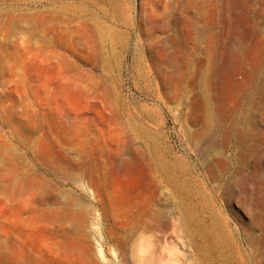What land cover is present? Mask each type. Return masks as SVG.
Returning a JSON list of instances; mask_svg holds the SVG:
<instances>
[{
	"label": "rangeland",
	"instance_id": "rangeland-1",
	"mask_svg": "<svg viewBox=\"0 0 264 264\" xmlns=\"http://www.w3.org/2000/svg\"><path fill=\"white\" fill-rule=\"evenodd\" d=\"M154 157L206 264H264V0H0V264H203L155 168L113 181Z\"/></svg>",
	"mask_w": 264,
	"mask_h": 264
},
{
	"label": "bare ground",
	"instance_id": "bare-ground-1",
	"mask_svg": "<svg viewBox=\"0 0 264 264\" xmlns=\"http://www.w3.org/2000/svg\"><path fill=\"white\" fill-rule=\"evenodd\" d=\"M206 32V28H201V30L198 32V34L200 36L204 35ZM217 54H214L213 56V63L212 66L210 68V79H209V86H212V84H214L216 87L218 86V82H217V77L214 76V74L216 73H221L222 72V68H223V63L221 58L218 59L216 58ZM212 76L214 78H212ZM204 101L206 105H209L210 103L212 104L215 103L214 98L209 97V96H205L204 97ZM207 126V123L205 124ZM211 127V126H210ZM235 130V126H230V133L232 134L233 131ZM145 157H143L144 159ZM147 158V157H146ZM153 160V162L151 161ZM151 162H147V169L148 172L145 168H143L142 166H139L138 169L135 171V175L136 178H133L129 183H123L121 181V176L122 175H126V174H130L133 170L131 169H126V171L123 174H114L115 176L113 177V181L117 186H124L125 188L128 189L129 193H132L135 190H139V186H141V183H145V181L147 180V178L150 177L149 171L153 170L155 168V173L157 176H155V181L151 184L154 189L162 186V183L167 185L168 187H170L173 192L175 193L177 200H178V209H179V214L181 216V218L183 219V225L186 228V232L190 237V241H191V248H193V250L197 253L198 259L201 263L206 264V253L208 251L211 252L212 256L214 259L219 258L221 255H217L215 254V246L216 243L214 241H210V238H208V235L210 234L209 231H211V228H208V225L202 223V224H194L190 219H189V215L190 213H192V211H194V209H197V206H195L193 204V195L191 193V189H190V185L187 184V180L185 181L184 176L182 175H177L174 173H170L168 170L167 165L165 164V162L163 161V159L158 158V157H154L153 159L150 158ZM107 166L106 165H99L97 166V170L100 169L98 172H100L101 170L106 169ZM173 170V169H172ZM176 171V170H174ZM177 173V172H176ZM103 180H107L106 175L102 176ZM87 181L88 184H94V179L93 176H91V174H88L87 176ZM119 187V188H120ZM122 190V189H121ZM177 203V202H176ZM67 214H71L74 215L73 210L68 208L67 209ZM70 215V216H71ZM143 227L147 230H149L151 228V225L149 223H142ZM204 232V237H201L199 232L202 231ZM206 235V236H205ZM124 240H127V238H131L132 237V232L126 233L125 235H123ZM141 238L145 239L144 237L141 236ZM124 244V243H123ZM215 250V251H214ZM220 250V249H219ZM219 252V251H218ZM164 253V252H163ZM155 254V256H154ZM153 256L156 258V253L154 252ZM191 256V255H190ZM174 262H178V258L179 255L176 253V255L174 256ZM223 259V258H222ZM162 262V261H161Z\"/></svg>",
	"mask_w": 264,
	"mask_h": 264
}]
</instances>
